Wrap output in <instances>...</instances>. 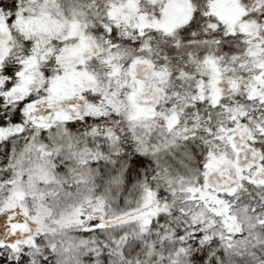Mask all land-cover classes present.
I'll use <instances>...</instances> for the list:
<instances>
[{"label":"snow or ice","instance_id":"snow-or-ice-1","mask_svg":"<svg viewBox=\"0 0 264 264\" xmlns=\"http://www.w3.org/2000/svg\"><path fill=\"white\" fill-rule=\"evenodd\" d=\"M0 264H264V0H0Z\"/></svg>","mask_w":264,"mask_h":264}]
</instances>
